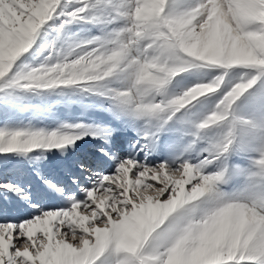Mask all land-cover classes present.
<instances>
[{
    "label": "snow or ice",
    "instance_id": "snow-or-ice-1",
    "mask_svg": "<svg viewBox=\"0 0 264 264\" xmlns=\"http://www.w3.org/2000/svg\"><path fill=\"white\" fill-rule=\"evenodd\" d=\"M0 264H264V0H0Z\"/></svg>",
    "mask_w": 264,
    "mask_h": 264
}]
</instances>
